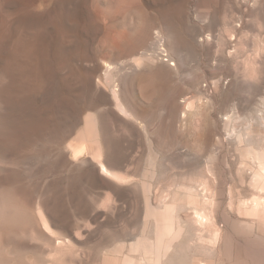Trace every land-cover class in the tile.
I'll use <instances>...</instances> for the list:
<instances>
[{
  "label": "rangeland",
  "instance_id": "1",
  "mask_svg": "<svg viewBox=\"0 0 264 264\" xmlns=\"http://www.w3.org/2000/svg\"><path fill=\"white\" fill-rule=\"evenodd\" d=\"M243 1L0 0V264L121 263L158 207L181 230L174 264H225L212 237L234 223L264 264L236 139L264 146V0Z\"/></svg>",
  "mask_w": 264,
  "mask_h": 264
},
{
  "label": "bare ground",
  "instance_id": "2",
  "mask_svg": "<svg viewBox=\"0 0 264 264\" xmlns=\"http://www.w3.org/2000/svg\"><path fill=\"white\" fill-rule=\"evenodd\" d=\"M258 1L259 0H251V1H247L248 2V7L250 8V9H254L256 6H257V3H258ZM244 3H246V0H244L243 1ZM246 9V8H245ZM252 12V11H251ZM233 24V23H232ZM240 27H242V26H240ZM239 28V27H238ZM243 28V27H242ZM246 28H244V30H245ZM262 29V28H261ZM247 31V30H246ZM256 31V30H255ZM259 32V31H258ZM197 33V32H196ZM243 33H245V32H243ZM248 33V32H247ZM261 33V32H260ZM252 34V33H251ZM250 34V35H251ZM258 34V33H257ZM257 34H255L256 36H257ZM227 35H229V32H228V34ZM245 35H247V34H245ZM249 35V34H248ZM160 37V36H159ZM158 37V38H159ZM240 37V36H239ZM245 37V36H244ZM260 37V36H259ZM115 38V37H114ZM228 38H230V40L232 41V40H236V36H230V37H228ZM257 38V40L260 42V40H259V38H258V36L256 37ZM119 39V38H118ZM161 39V38H160ZM202 39V38H201ZM205 39L206 40H209V36H207V35H205ZM205 39H202V40H205ZM239 39V38H238ZM237 39V40H238ZM163 40V39H162ZM205 40V41H206ZM229 40V39H228ZM248 40V39H247ZM114 41V40H113ZM115 41H116V39H115ZM160 41V40H159ZM226 41H227V39H226ZM239 41V40H238ZM251 41H253V39L251 40ZM199 42H200V40H199ZM208 42V41H207ZM206 42V43H207ZM225 42V41H224ZM229 43V42H228ZM231 43V42H230ZM229 43V44H230ZM234 43V42H233ZM255 43H257V42H255ZM254 43V44H255ZM201 44H202V42H201ZM211 44V43H210ZM238 45H239V43H237ZM236 44V45H237ZM241 44V43H240ZM243 44V43H242ZM258 44V43H257ZM257 44H255V45H257ZM118 45V44H117ZM162 45V44H161ZM203 45H205V44H203ZM253 45V44H252ZM194 46V45H193ZM235 45H233V47H234ZM254 46V45H253ZM195 47V46H194ZM193 47V48H194ZM208 47V46H207ZM228 47H231V46H228ZM232 47V48H233ZM238 47V46H237ZM237 47L235 48V51L234 50H229L228 52H227V56H228V58L229 57H232V56H236L237 57V55L241 52V50L239 51V49H237ZM239 47H240V45H239ZM238 47V48H239ZM248 47V46H247ZM255 47V46H254ZM253 47V48H254ZM201 48H203V47H201ZM209 48V47H208ZM242 47H240V49H241ZM250 48V47H249ZM262 48V47H261ZM195 49H197V47H195L194 48V50ZM204 49V48H203ZM243 49V48H242ZM258 49H260V48H258ZM184 50V49H183ZM201 50V49H200ZM247 50V49H246ZM163 51V50H162ZM239 51V52H238ZM248 51H250V53H251V50H248ZM247 51V52H248ZM199 52V51H198ZM198 52H196L197 53V55H198ZM238 52V53H237ZM247 52H245L246 53V55H247ZM258 52V51H257ZM162 53V52H161ZM195 53V54H196ZM215 53V52H214ZM255 53V52H254ZM259 53V52H258ZM258 53L256 54V55H258ZM209 54H210V52H209ZM240 55V54H239ZM239 55H238V57H239ZM244 55V54H243ZM242 55V56H243ZM261 55V54H260ZM167 56V55H166ZM249 56V55H248ZM251 54H250V57L249 58H251ZM235 57V58H236ZM238 57H237V59H238ZM248 58L247 56H244V58ZM224 58H226V57H224ZM227 58V59H228ZM245 58V59H246ZM253 59H254V57H253ZM170 60H172V59H170ZM235 60V59H234ZM255 61H256V59H254ZM253 60V62L255 63V64H258V63H256L255 61ZM167 61V60H166ZM169 61V60H168ZM174 61V60H173ZM230 61H232V59H230ZM244 61V60H243ZM247 61V60H246ZM246 61H244V63L246 64V66H245V64H244V67L243 68H245V72H246V70L248 71L247 73H249V71H251V68H253L252 70L253 71H255L254 70V67H251V65L250 64H252L253 62H250V61H252V59H250V61H248V63H249V65L247 66V64L248 63H246ZM234 62V61H233ZM231 63V62H230ZM236 63H237V61H236ZM253 63V64H254ZM175 64L174 63H172L170 66H174ZM138 66V65H137ZM176 66V65H175ZM230 66V65H229ZM234 66H236V64L234 65ZM255 67H258V66H255ZM262 67V66H261ZM260 67V68H261ZM177 69V68H176ZM227 69V68H226ZM109 70V69H108ZM244 70V69H243ZM260 70V69H259ZM233 72L235 73V71L233 70ZM258 73V72H257ZM242 74V73H241ZM250 74H251V72H250ZM253 74H255V73H253ZM255 75H257V74H255ZM233 76V75H232ZM250 76V75H249ZM252 78V77H251ZM254 78V77H253ZM250 79V78H249ZM251 80V79H250ZM255 84V83H254ZM258 89V88H257ZM254 91V90H253ZM256 93H257V91H256ZM113 96H114V101H115V103H116V107L119 109V111L120 112H122V113H126L125 112V109H124V105L119 101V99H118V96H117V94L114 92L113 93ZM261 101V100H260ZM187 109H188V103H187ZM185 106V107H186ZM264 107V106H263ZM187 109L185 110L187 113H188V111H187ZM264 110V109H263ZM263 110L261 111V113L263 112ZM197 111V110H196ZM183 112H184V110H183ZM189 112H190V110H189ZM186 113V114H187ZM234 113V112H233ZM256 113H257V111H256ZM260 113V112H259ZM127 114V113H126ZM263 114V113H262ZM91 116V115H90ZM88 117V121H87V123L85 124V127H86V129H85V134H83V135H85L87 138H89L90 140H92L91 138H98V128H97V123H96V120H95V118H94V116H91V117ZM259 119V118H258ZM226 120H228V119H226ZM252 120V119H251ZM260 121H261V124H264V114L260 117ZM253 123V122H252ZM231 126V125H230ZM252 126V125H251ZM263 126V125H262ZM235 128V127H234ZM249 129V128H248ZM235 130V129H234ZM237 131V130H236ZM227 132V131H226ZM234 133H236V132H234ZM251 133H252V130H251ZM231 134H232V132H231ZM250 134V133H249ZM248 134V137L246 136L247 135V131H246V134L244 135V134H238V136H236V139H237V141H238V144L240 143V145L241 144H245V146H246V148H245V150H246V153H245V156H243L242 157V159L244 160V166L245 167H247V169L250 171V174H249V176H250V178H248L249 179V182H248V184H249V186L252 188V191H254L256 194L254 195L255 197L253 198V199H251V202L250 203H248V202H246V203H243V202H245L244 200H243V204H242V208L243 209H245L247 212H251L252 214H254V215H258V213H259V211H261V209H260V207L262 208V206L264 205V146H257V147H251L250 146V140H251V138H249V135ZM229 135V134H228ZM230 136V135H229ZM233 137V136H232ZM251 137V136H250ZM230 139H232V138H230ZM234 141V140H233ZM260 141H261V139H260ZM236 142V141H235ZM237 143V142H236ZM263 143H264V141H263ZM262 143V144H263ZM232 144V143H231ZM238 148V147H237ZM241 148V147H240ZM237 150V149H236ZM240 151V150H239ZM241 153V152H240ZM242 162V161H241ZM100 169H102V170H104V171H106L107 172V170H105V167L103 166V165H101V168ZM246 170V169H245ZM101 171V170H100ZM248 187V186H247ZM252 195V194H251ZM250 195V196H251ZM253 197V196H252ZM230 198V197H229ZM248 203V204H247ZM240 208V207H239ZM264 208V207H263ZM153 209V208H152ZM197 209V208H196ZM260 209V210H259ZM169 210H171L170 208H167V207H165V208H163V209H161V207L159 208L158 207V209H156V208H154V210H153V219H151L152 220V222H150L146 227H148L147 229H150V230H148V232H147V235H145V234H142V235H140L138 238H136V240H135V242H133L129 247V250H130V252L132 253V256H130V257H126L125 259H123V261L121 262V263H119V262H117V261H115V260H113V261H110L111 262V264H174L173 262L175 261V257H177V258H179L180 259V257H178V254L177 253H180V252H178V250H177V248H178V245H179V243H178V240H179V238H180V232H181V230H180V227H178L177 225H176V223L174 224L172 221H171V219L169 218V215H168V213H169ZM195 211H198V210H195ZM200 211H202V210H200ZM204 211V210H203ZM263 211V210H262ZM174 212V211H173ZM194 214H196V217H197V224L196 225H198L199 223L200 224H204V223H208V221L206 220V216L205 215H203V214H201L199 211L198 212H196V213H194ZM205 214V213H204ZM151 216V217H152ZM195 216V215H194ZM171 218H173L172 216H171ZM210 218V217H209ZM209 218H208V220H209ZM196 219V218H195ZM175 220V219H174ZM194 220V219H193ZM212 220V219H211ZM228 221H229V219H228ZM178 222V221H177ZM181 222V221H180ZM194 223V222H193ZM195 223H196V221H195ZM211 223V222H210ZM213 223H215V221L214 222H212V224ZM228 223V222H227ZM177 224H179V223H177ZM184 224V223H183ZM186 224V223H185ZM216 224H218V223H216ZM195 225V224H194ZM206 225V224H205ZM214 226H216L215 224H213ZM212 225V226H213ZM226 225V224H225ZM252 225V224H251ZM251 225H247V223L246 224H243V223H241V224H235L234 223V227H233V229H236L237 231H235V232H233V234L232 233H226L223 237H222V240H219V237H218V233L217 232H215L214 233V235H215V238L214 237H212L213 239H215V240H213V241H215V242H213L214 244H216V242L218 241H222L220 244V250H221V254H222V257H223V260L224 261H226L225 262V264H245V261H246V255L248 254L249 255V253H248V246H249V244L252 242V238H250V235L248 234V233H246L243 229H251ZM144 226V225H143ZM186 226H188L187 224H186ZM204 226V225H203ZM202 226V227H203ZM208 226L210 227V224L208 223ZM207 225L206 226H204V227H208ZM183 227H184V225H183ZM191 227V226H190ZM195 227V226H194ZM198 227V226H197ZM196 227V228H197ZM201 226L199 227V228H202ZM208 227V228H209ZM218 227V226H217ZM216 227V230L217 231H219L218 230V228ZM196 228H195V230H196ZM198 228V230H200ZM207 228V229H208ZM214 228V227H213ZM213 228L211 229V230H213ZM220 228V227H219ZM188 229V228H187ZM203 229V228H202ZM201 229V230H202ZM215 229V228H214ZM190 230H192V229H190ZM206 230V229H205ZM209 230V229H208ZM227 230V229H226ZM253 230V229H252ZM251 230V231H252ZM202 231H204V230H202ZM207 231V230H206ZM210 231V230H209ZM255 231V230H254ZM261 231H262V229H261ZM260 231V232H261ZM150 232V233H149ZM198 232V231H197ZM205 232V231H204ZM208 232V231H207ZM206 232V233H207ZM213 232V231H212ZM220 232V231H219ZM242 232H243V234H242ZM253 232V231H252ZM196 233V232H195ZM199 234L201 233V232H198ZM203 233V232H202ZM194 234V233H193ZM205 234V233H204ZM208 234H209V232H208ZM207 234V235H208ZM210 235V234H209ZM213 235V236H214ZM211 236H212V233H211ZM210 236V237H211ZM253 236H254V233H253ZM256 236V235H255ZM257 236H259V235H257ZM199 237V236H198ZM201 237V236H200ZM208 237V239L210 238L209 236H207ZM262 237V236H261ZM203 238H204V236H203ZM195 239V238H194ZM200 238H198V240H199ZM203 240V239H202ZM207 240V239H206ZM251 240V241H250ZM197 241V240H196ZM207 242H209V241H207ZM205 243V242H204ZM203 243V244H204ZM210 243V242H209ZM201 244V243H200ZM211 244V243H210ZM219 244V243H218ZM208 245V244H207ZM217 245V244H216ZM214 246V245H213ZM218 248H219V246H217ZM204 248V247H203ZM207 249H209V247L207 248ZM212 249H214V247L212 248ZM217 249V248H216ZM216 249H214L215 251H216ZM206 250V249H205ZM254 250V249H253ZM211 251V248L209 249V251L208 252H210ZM215 251H212V252H210V253H214L215 254ZM219 251V250H218ZM129 252V251H128ZM207 252V251H206ZM217 252V251H216ZM211 254V255H212ZM213 254V255H214ZM219 254V253H218ZM217 253H216V255H218ZM130 255V254H129ZM208 255H210L209 253H208ZM126 256H127V254H126ZM215 256V255H214ZM214 256H212V258L214 257ZM124 257V256H123ZM220 257V256H219ZM218 257V258H219ZM207 260V259H206ZM215 260H216V258H215ZM220 260H222V259H220ZM177 261V260H176ZM179 261V260H178ZM224 261H223V263H224ZM113 262V263H112ZM193 262L196 264H202L201 263V261H196V260H194L193 259ZM222 262V261H221ZM176 263V262H175ZM179 263H180V261H179ZM192 263V262H191ZM193 263V264H194ZM205 263V262H204ZM105 264H107L106 262H105ZM208 264V263H207Z\"/></svg>",
  "mask_w": 264,
  "mask_h": 264
}]
</instances>
